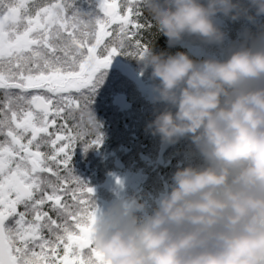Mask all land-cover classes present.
I'll return each instance as SVG.
<instances>
[{
	"label": "clouds",
	"instance_id": "clouds-1",
	"mask_svg": "<svg viewBox=\"0 0 264 264\" xmlns=\"http://www.w3.org/2000/svg\"><path fill=\"white\" fill-rule=\"evenodd\" d=\"M143 11L169 50L150 43L130 62L151 94L146 131L189 141L200 163L178 167L150 210L136 198L93 203L92 246L106 264H264V29L223 58L171 52L185 38L223 47L217 18L256 26L264 0H143Z\"/></svg>",
	"mask_w": 264,
	"mask_h": 264
},
{
	"label": "snow or ice",
	"instance_id": "snow-or-ice-1",
	"mask_svg": "<svg viewBox=\"0 0 264 264\" xmlns=\"http://www.w3.org/2000/svg\"><path fill=\"white\" fill-rule=\"evenodd\" d=\"M151 29L143 0H0V264H106L72 156L101 143L95 94L118 61L129 86Z\"/></svg>",
	"mask_w": 264,
	"mask_h": 264
},
{
	"label": "flooded vegetation",
	"instance_id": "flooded-vegetation-1",
	"mask_svg": "<svg viewBox=\"0 0 264 264\" xmlns=\"http://www.w3.org/2000/svg\"><path fill=\"white\" fill-rule=\"evenodd\" d=\"M217 23L223 31L227 33L225 44L223 47L206 46L201 44L194 38H188L189 41H183L179 47V51L187 52L194 59H197L188 49L187 45H191L194 48L203 50L206 55H215L218 58H223L225 49L235 43H240L243 39V33L245 30H251L253 33L257 31V26L264 29V17L257 19L256 26L249 24L247 21L241 20L238 22H231L223 17L217 18ZM120 59V58H117ZM119 61L113 66L112 73L105 78L104 83L98 88L93 104L91 105V111L96 116L100 124V133L102 135V141L99 146H93L85 151L83 144H78L74 150L72 156V169L74 174L88 184L89 187L94 189V196L92 197L93 203L97 205L102 211L106 210L114 203L118 201H126L131 198H136L144 202L147 208L150 210L155 206L158 197L168 188L171 183V177L178 167H185L188 164L171 163L167 161L166 152L163 159L160 162V148L157 154L156 163H148L147 156L141 155L142 163L127 164L120 163L116 158L120 153H131V144L128 143L129 139L125 142L119 141L120 146L118 149H112L113 141L109 136V132L112 130V124L110 123L109 113L111 109L114 112H118L116 121L123 119L121 113H126L119 106L116 105V99L119 96L125 97L127 102L132 105L130 94L132 93V84L145 93L146 101L151 102V94L146 85L136 79L135 74L129 81V86L126 88H120L119 85L122 82L128 81V77L125 76L120 68ZM130 68H132L130 64ZM107 88V89H105ZM119 89V94L112 95L108 91H115ZM116 108H119L116 110ZM133 105L131 106V110ZM129 110L128 112H130ZM126 120L130 121L131 118ZM111 129V130H110ZM132 133V130L130 131ZM88 139H92L89 135ZM143 149H147V145L142 146ZM131 157V155H130ZM135 171L136 173L132 172ZM138 176L137 180H133ZM129 180V181H126ZM117 181L120 183L118 184Z\"/></svg>",
	"mask_w": 264,
	"mask_h": 264
},
{
	"label": "trees",
	"instance_id": "trees-1",
	"mask_svg": "<svg viewBox=\"0 0 264 264\" xmlns=\"http://www.w3.org/2000/svg\"><path fill=\"white\" fill-rule=\"evenodd\" d=\"M145 16L147 17L146 13ZM151 36V43L153 44L156 52L169 51L167 49L164 38L155 35V29L153 27L151 29ZM184 41H186L187 43L189 39L185 38ZM179 49L184 50L183 47H177L171 49V52L174 53L176 51H179ZM131 66L132 68H134V64H131ZM131 89L132 93L130 94V99L133 105L132 110L127 113H121L119 109L116 108V110H118L123 117V119L120 121H116L118 112H114L112 110L113 108L109 113L110 123L112 124V130L110 129L111 131L109 132V136L113 141V145L111 148L116 150L120 146L119 141L125 142L129 139L128 143L131 144V153H120L116 158L120 163L124 165H133L138 162L142 163V158H140L142 154L147 156L148 163H156L161 141L158 136L154 137L150 134V132L146 131L147 123L153 118V106L149 100L146 101L145 93L142 92L136 86V84H132ZM119 92V89L115 91H108V93H111L112 95L116 93L119 94ZM127 118H131V123L130 121L126 120ZM131 130L132 133L130 132ZM143 145H147V149H143ZM166 156L167 161L171 163L193 165L200 163L199 157L195 154L193 146L187 140H181L176 144L170 145ZM132 172L136 173L135 171Z\"/></svg>",
	"mask_w": 264,
	"mask_h": 264
},
{
	"label": "water",
	"instance_id": "water-1",
	"mask_svg": "<svg viewBox=\"0 0 264 264\" xmlns=\"http://www.w3.org/2000/svg\"><path fill=\"white\" fill-rule=\"evenodd\" d=\"M218 24H221V23H218ZM187 49L197 58V59H203L205 57H207L208 55H206V53L199 49V48H194L192 47L191 45H187ZM131 70V73H132V76L135 74L133 69L130 68ZM116 105L119 106L123 111H129L131 110V104L127 102L126 98L125 97H122V96H119L117 99H116ZM169 145H166V144H163L161 146V150H160V162L162 161L163 159V156H164V153L166 152L167 148H168ZM139 177L136 176L133 178V180H137ZM126 181H129V180H126ZM130 182V181H129Z\"/></svg>",
	"mask_w": 264,
	"mask_h": 264
}]
</instances>
